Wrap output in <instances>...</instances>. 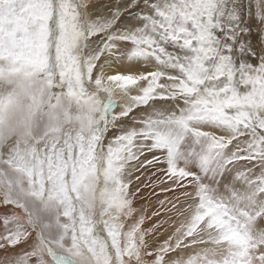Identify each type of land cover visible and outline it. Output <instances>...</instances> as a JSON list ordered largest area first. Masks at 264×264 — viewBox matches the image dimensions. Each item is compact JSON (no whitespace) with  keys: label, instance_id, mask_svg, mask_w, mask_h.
Listing matches in <instances>:
<instances>
[{"label":"snow or ice","instance_id":"snow-or-ice-1","mask_svg":"<svg viewBox=\"0 0 264 264\" xmlns=\"http://www.w3.org/2000/svg\"><path fill=\"white\" fill-rule=\"evenodd\" d=\"M6 70L0 264H264V0H0Z\"/></svg>","mask_w":264,"mask_h":264},{"label":"clouds","instance_id":"clouds-1","mask_svg":"<svg viewBox=\"0 0 264 264\" xmlns=\"http://www.w3.org/2000/svg\"><path fill=\"white\" fill-rule=\"evenodd\" d=\"M26 79L24 71L0 73V156L17 145L33 144L35 105L25 89ZM77 115L70 113L71 122L65 130L78 127Z\"/></svg>","mask_w":264,"mask_h":264},{"label":"bare ground","instance_id":"bare-ground-1","mask_svg":"<svg viewBox=\"0 0 264 264\" xmlns=\"http://www.w3.org/2000/svg\"><path fill=\"white\" fill-rule=\"evenodd\" d=\"M101 2H103V0H101ZM259 226L262 227V228H264V220H260Z\"/></svg>","mask_w":264,"mask_h":264},{"label":"rangeland","instance_id":"rangeland-1","mask_svg":"<svg viewBox=\"0 0 264 264\" xmlns=\"http://www.w3.org/2000/svg\"><path fill=\"white\" fill-rule=\"evenodd\" d=\"M260 222V221H259Z\"/></svg>","mask_w":264,"mask_h":264}]
</instances>
